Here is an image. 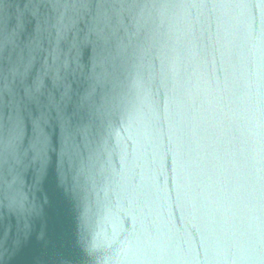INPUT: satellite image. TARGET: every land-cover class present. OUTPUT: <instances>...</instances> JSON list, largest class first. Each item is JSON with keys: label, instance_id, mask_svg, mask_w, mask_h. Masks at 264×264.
Masks as SVG:
<instances>
[{"label": "water", "instance_id": "obj_1", "mask_svg": "<svg viewBox=\"0 0 264 264\" xmlns=\"http://www.w3.org/2000/svg\"><path fill=\"white\" fill-rule=\"evenodd\" d=\"M0 264H264V0H0Z\"/></svg>", "mask_w": 264, "mask_h": 264}, {"label": "snow or ice", "instance_id": "obj_2", "mask_svg": "<svg viewBox=\"0 0 264 264\" xmlns=\"http://www.w3.org/2000/svg\"><path fill=\"white\" fill-rule=\"evenodd\" d=\"M93 93H94V90L90 91L88 94H86L83 97V102L84 103H89L91 101V99H92ZM65 95L67 97L68 93L66 92ZM63 128H64V131L66 133V137H65L64 143L68 144L71 141V139H72V132L70 131L69 122H66L65 125L63 126ZM79 131H80V134H82V135H86V133H87L86 129H80Z\"/></svg>", "mask_w": 264, "mask_h": 264}]
</instances>
